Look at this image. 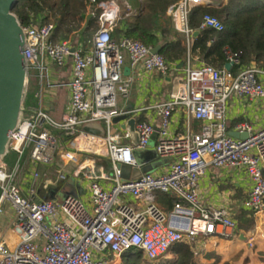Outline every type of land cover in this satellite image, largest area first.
I'll use <instances>...</instances> for the list:
<instances>
[{"label": "built area", "instance_id": "obj_1", "mask_svg": "<svg viewBox=\"0 0 264 264\" xmlns=\"http://www.w3.org/2000/svg\"><path fill=\"white\" fill-rule=\"evenodd\" d=\"M211 1L218 0H177L168 6L171 25L187 44L194 32L191 11ZM90 2L101 11L98 28L87 45L73 37L52 40L55 23L42 22L40 15L31 13L29 23L23 25L27 91L34 78L37 106L24 103L22 118L9 137L7 154L14 155V161L0 163V218L7 217L9 222L0 226V264H123L129 250L153 263L181 242L193 245L197 254L200 239L233 238L239 231L231 210L204 204L199 198V178L209 164L244 170L252 184L243 207L254 213L264 210V127L254 130L241 122L237 131L248 134L241 138L228 135L225 124L226 101L231 95L264 100V84L258 79L262 71L242 66L241 52L227 46L223 53L230 69L194 66L188 56L184 75L168 97L150 106L160 121L137 119L132 115L138 110L117 104L118 96H129L132 82L123 72L125 57L132 69L163 75L174 71L176 63L139 40L112 39L122 16L132 14L128 0ZM206 28L220 31L223 23L205 13L199 29ZM67 64L68 79H53L51 65L61 70ZM234 66L237 71L232 70ZM63 88L69 93L68 104L56 119L42 102ZM175 110L200 120L199 131H171ZM119 115L135 118L137 145L124 124L119 126L123 121L113 122ZM94 122L103 126L104 134L80 129ZM153 140L158 157L166 160L161 171L122 179L118 164L140 168L133 150L147 148ZM57 158L62 166L53 169L55 181L70 176L83 179L89 199L70 194L62 200L39 198V185L47 187L52 182L42 178L50 177ZM161 194L177 198L170 210L159 203Z\"/></svg>", "mask_w": 264, "mask_h": 264}, {"label": "trees", "instance_id": "obj_2", "mask_svg": "<svg viewBox=\"0 0 264 264\" xmlns=\"http://www.w3.org/2000/svg\"><path fill=\"white\" fill-rule=\"evenodd\" d=\"M101 1L96 0L97 3ZM142 1L143 7L140 10L119 20L111 34L113 40L116 41L122 33L152 48L160 46L159 54L168 62L184 61L185 65L189 56L190 61L196 59L201 64L215 67L225 65L223 48L227 46L241 52L242 66L256 65L264 68V0H227L220 7L193 8L190 26L199 33L192 36L189 44L173 29L166 14L167 7L177 0ZM100 11L90 0H17L13 9L22 25L29 23L31 13L40 15L43 16L42 22L55 23L52 40L67 38L74 33L85 45L98 28ZM205 13L218 17L223 23V29H199ZM232 70L237 71L238 67L234 66ZM158 201L170 210L177 198L161 194ZM253 216L254 212L248 210L240 211L237 218H234L238 231L247 237L254 231ZM170 252L176 254V258L165 257L151 264H201L196 259L193 245L181 242L174 245ZM141 259L140 252L129 250L123 255V264H139Z\"/></svg>", "mask_w": 264, "mask_h": 264}, {"label": "crops", "instance_id": "obj_3", "mask_svg": "<svg viewBox=\"0 0 264 264\" xmlns=\"http://www.w3.org/2000/svg\"><path fill=\"white\" fill-rule=\"evenodd\" d=\"M135 1V4L130 3L132 14L141 9L139 5L142 0ZM122 36L124 34H119L117 40ZM192 64L196 66L201 63L193 59ZM252 66L262 71L258 73V79L264 84V68L256 65ZM51 70L53 79L66 80L69 77L70 65L67 64L61 70H57L56 67L51 65ZM123 72L132 78L131 90L128 97L120 96L123 101L121 103L117 102L118 107L125 110H138L132 116L140 120L158 123L160 116L150 106L168 97L176 81L184 75L182 68L171 70L166 75L157 71H146L139 67L132 69L126 56ZM35 90L36 80L31 78L25 96L26 99L24 100L25 105H33ZM68 99L69 93L63 88L58 90L55 95L49 94L45 96L42 103L43 107L54 118L59 119L66 110ZM123 122L119 124L120 127L125 124ZM241 122H248L254 130L263 128L264 100L236 94L231 95L226 101L225 109L227 134L232 137H235L233 136L235 134H240L236 128ZM201 125L202 122L200 120L187 117L183 110L172 112L170 129L175 133H184L187 129L197 132ZM150 147L154 148V140L151 141ZM164 165L165 163L157 167L155 172L159 173ZM251 184L246 172L242 169L209 164L199 178V198L204 204L229 208L236 219L240 211H248L243 207V201L251 188ZM3 217L1 216L0 218V226L3 224ZM253 218L254 231L249 237L242 232H239L233 238L212 236L208 237L204 242H200L197 249L208 253L209 259L215 255V260L218 264H264V210L254 213ZM242 234L245 238L242 237Z\"/></svg>", "mask_w": 264, "mask_h": 264}, {"label": "water", "instance_id": "obj_4", "mask_svg": "<svg viewBox=\"0 0 264 264\" xmlns=\"http://www.w3.org/2000/svg\"><path fill=\"white\" fill-rule=\"evenodd\" d=\"M17 0H0V163L8 152L10 133L14 131L24 110V100L28 84V70L24 55L26 34L23 25L13 12ZM222 0L211 1L204 6L220 7ZM198 30L193 32L197 35ZM160 46L152 49L153 53H159ZM184 66V61L176 64L177 69ZM225 68L230 69L231 63H225ZM127 70V68H125ZM125 120V128L130 133L132 143L137 145L138 132L135 130V118L127 115H119L113 118L114 123ZM235 137L246 138V132L235 134ZM125 166L118 164L120 174L125 171ZM130 177L136 178L143 173L142 167L131 168ZM242 237L245 236L242 234Z\"/></svg>", "mask_w": 264, "mask_h": 264}, {"label": "rangeland", "instance_id": "obj_5", "mask_svg": "<svg viewBox=\"0 0 264 264\" xmlns=\"http://www.w3.org/2000/svg\"><path fill=\"white\" fill-rule=\"evenodd\" d=\"M227 0H223V2H226ZM129 3L135 4V0H128ZM171 5V4H170ZM120 6L121 9L123 10V2L120 1ZM141 7H143V1H141V4L139 5ZM138 8V7H137ZM168 8V7H167ZM69 37H73V39L75 40H80V37L76 34H71L69 35ZM131 90V89H130ZM123 100L120 96H118V103H121ZM33 105L37 106V100L34 99L33 101ZM82 130L84 131H89V132H93L96 134H104V129L103 126L99 123H88L85 124L83 126H81ZM133 154L135 156V159L137 161V163L139 165H141L143 173H154L155 169L161 165H163L165 163L166 160L161 159L158 157V154L156 152V150L153 147H147V148H143V149H139V148H134L133 150ZM4 160L8 163H12L14 161V155L12 154H7L4 157ZM106 164L104 165L106 167V169H109L108 163L105 160ZM62 166V161L60 159L57 158V160L54 162L53 166L50 168V177L49 178H42V180L45 179H50V181H52L47 187H43V184L39 185L38 187V196L39 198L42 199H51V200H62L66 195L70 194V195H78L80 196L82 199H87L90 195L89 191L86 188V185L84 184V180L83 179H79L77 177L74 176H70L67 178V180L65 181H55V175H54V171L53 169L56 168V170H59ZM71 166H69L68 168H70ZM45 168H41L40 170L42 172H44ZM130 167L129 166H125V171L122 174L121 178L122 179H128L130 177ZM89 199V198H88ZM5 207V206H4ZM3 221L4 223L7 225L9 224L7 217H3ZM201 242H204L206 239H200ZM196 259L199 260V262L201 264H210V263H214L216 261H214L216 259V256L213 255V257L211 259L208 258L207 254L204 250H197L196 251ZM167 258H171L174 259L176 258V254L169 252V255L167 256ZM139 264H151L150 262H147L143 259H141ZM216 264H218V262H216Z\"/></svg>", "mask_w": 264, "mask_h": 264}]
</instances>
